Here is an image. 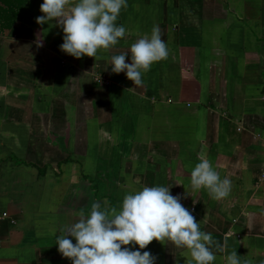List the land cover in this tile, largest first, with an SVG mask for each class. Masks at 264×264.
<instances>
[{
  "label": "crops",
  "instance_id": "obj_1",
  "mask_svg": "<svg viewBox=\"0 0 264 264\" xmlns=\"http://www.w3.org/2000/svg\"><path fill=\"white\" fill-rule=\"evenodd\" d=\"M42 3L16 0L0 32V264H72L55 239L75 213L94 202L119 210L146 186L184 197L212 234V264L233 251L264 264V0H127L116 21L126 36L80 59L60 51L55 20L36 23ZM153 26L170 55L134 86L111 57ZM202 159L231 180L226 198L192 190ZM140 251L155 264L191 261L168 240Z\"/></svg>",
  "mask_w": 264,
  "mask_h": 264
},
{
  "label": "clouds",
  "instance_id": "obj_2",
  "mask_svg": "<svg viewBox=\"0 0 264 264\" xmlns=\"http://www.w3.org/2000/svg\"><path fill=\"white\" fill-rule=\"evenodd\" d=\"M127 0H43L36 18L38 25L55 20L63 30L60 51L76 59L84 56L98 58L99 49H109L126 36V28L116 21ZM37 47L43 46L42 34L37 36ZM131 54V63L126 57ZM170 52L158 26L151 34L141 35L129 52L111 57L112 72H124L134 86L143 84V73L153 63L165 60ZM143 70V71H141ZM131 90V89H128ZM192 190L205 189L215 200L226 198L232 188L227 177L221 178L208 159H202L190 173ZM171 188L144 187L123 197L119 210L94 202L91 210L75 213L76 221L60 229L55 239L58 252L72 264H155L157 257L147 248L153 241L168 240L176 247L186 248L191 256L188 264H212L216 256L209 247L212 234L200 230L180 195L173 196ZM73 239L76 243L73 244ZM128 245H138L133 251ZM227 264H241L236 251L226 256ZM243 264H252L245 260Z\"/></svg>",
  "mask_w": 264,
  "mask_h": 264
},
{
  "label": "trees",
  "instance_id": "obj_3",
  "mask_svg": "<svg viewBox=\"0 0 264 264\" xmlns=\"http://www.w3.org/2000/svg\"><path fill=\"white\" fill-rule=\"evenodd\" d=\"M15 13L16 0H12L0 5V31L13 25Z\"/></svg>",
  "mask_w": 264,
  "mask_h": 264
},
{
  "label": "built area",
  "instance_id": "obj_4",
  "mask_svg": "<svg viewBox=\"0 0 264 264\" xmlns=\"http://www.w3.org/2000/svg\"><path fill=\"white\" fill-rule=\"evenodd\" d=\"M93 81H94L95 85L108 86L110 84V80L106 76L101 75V74H95L93 76ZM6 216H7L6 213H3L1 215V217H6ZM12 223L14 224L15 222L12 221Z\"/></svg>",
  "mask_w": 264,
  "mask_h": 264
},
{
  "label": "rangeland",
  "instance_id": "obj_5",
  "mask_svg": "<svg viewBox=\"0 0 264 264\" xmlns=\"http://www.w3.org/2000/svg\"><path fill=\"white\" fill-rule=\"evenodd\" d=\"M1 32V31H0Z\"/></svg>",
  "mask_w": 264,
  "mask_h": 264
}]
</instances>
